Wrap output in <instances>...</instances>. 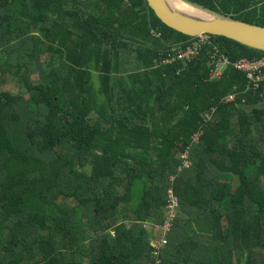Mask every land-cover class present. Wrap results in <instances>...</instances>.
I'll list each match as a JSON object with an SVG mask.
<instances>
[{
    "label": "trees",
    "instance_id": "1",
    "mask_svg": "<svg viewBox=\"0 0 264 264\" xmlns=\"http://www.w3.org/2000/svg\"><path fill=\"white\" fill-rule=\"evenodd\" d=\"M207 37L177 59L198 38L145 0H0V264H264V96L209 79L264 52Z\"/></svg>",
    "mask_w": 264,
    "mask_h": 264
},
{
    "label": "water",
    "instance_id": "2",
    "mask_svg": "<svg viewBox=\"0 0 264 264\" xmlns=\"http://www.w3.org/2000/svg\"><path fill=\"white\" fill-rule=\"evenodd\" d=\"M145 0L167 27L189 37L221 36L253 50L264 52V27L223 17L184 0ZM184 4L179 7L177 3Z\"/></svg>",
    "mask_w": 264,
    "mask_h": 264
},
{
    "label": "built area",
    "instance_id": "3",
    "mask_svg": "<svg viewBox=\"0 0 264 264\" xmlns=\"http://www.w3.org/2000/svg\"><path fill=\"white\" fill-rule=\"evenodd\" d=\"M208 36V35H207ZM202 35L198 38L194 44L186 48V51L183 54H179L177 59L180 58H190L195 57L198 54L199 49L207 41L208 37ZM213 50H216L213 48ZM214 68L210 71L209 79H215L222 76L223 70L231 66L236 71L242 73L245 76V91H250L253 93H259L261 96H264V55L260 58L253 60L239 59L233 63L229 62L228 59L220 54L217 57H213ZM175 60V57L168 58L163 60L165 64H171ZM232 96L228 97V100H231ZM197 138V136H195ZM184 160L183 166L187 168V151L182 155ZM171 208L176 205V200L171 199ZM163 243V242H162Z\"/></svg>",
    "mask_w": 264,
    "mask_h": 264
},
{
    "label": "rangeland",
    "instance_id": "4",
    "mask_svg": "<svg viewBox=\"0 0 264 264\" xmlns=\"http://www.w3.org/2000/svg\"><path fill=\"white\" fill-rule=\"evenodd\" d=\"M3 64V60H2V57L0 56V65H2ZM31 80H36V75H33L32 77H31ZM7 88V87H6ZM11 89H13V90H15L16 91V89L15 88H11ZM12 90V91H13ZM14 92V91H13ZM168 196H169V198L171 197V193L170 192H168ZM173 200H174V198H172ZM170 208H171V206H169ZM165 226H167V228L170 226V221H168V222H166L165 223V225H162V229H164V227ZM190 226L192 227V229L193 230H201L200 229V226L198 225V222L196 221V220H193L192 222H191V224H190ZM157 232H158V230H157ZM158 235V234H157ZM152 243H155V242H152Z\"/></svg>",
    "mask_w": 264,
    "mask_h": 264
},
{
    "label": "clouds",
    "instance_id": "5",
    "mask_svg": "<svg viewBox=\"0 0 264 264\" xmlns=\"http://www.w3.org/2000/svg\"><path fill=\"white\" fill-rule=\"evenodd\" d=\"M227 58V57H226ZM212 114H213V111H209V112H206L204 114V117H205V121H208L211 117H212ZM201 133H197L195 136H198L200 135ZM195 142V141H193ZM186 152V151H185ZM181 158H182V155H181ZM183 159V158H182ZM185 168V167H184ZM171 199H172V195H171ZM159 243H162L160 240L157 242L158 246H159Z\"/></svg>",
    "mask_w": 264,
    "mask_h": 264
},
{
    "label": "bare ground",
    "instance_id": "6",
    "mask_svg": "<svg viewBox=\"0 0 264 264\" xmlns=\"http://www.w3.org/2000/svg\"><path fill=\"white\" fill-rule=\"evenodd\" d=\"M172 2H174L173 0H171ZM177 5H179V7H184L185 5L184 4H181V3H177Z\"/></svg>",
    "mask_w": 264,
    "mask_h": 264
}]
</instances>
